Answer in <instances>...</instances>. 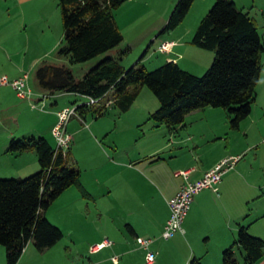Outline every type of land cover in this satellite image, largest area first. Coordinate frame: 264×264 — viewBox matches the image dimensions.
<instances>
[{
    "label": "trees",
    "instance_id": "obj_1",
    "mask_svg": "<svg viewBox=\"0 0 264 264\" xmlns=\"http://www.w3.org/2000/svg\"><path fill=\"white\" fill-rule=\"evenodd\" d=\"M127 0H59L63 41L59 55L71 64H81L117 48L123 41L115 11ZM195 0H179L165 31L175 30L189 14ZM192 44L213 51L212 66L195 76L173 61L154 71L121 64V58H106L81 80L71 69L43 65L37 72L42 90L71 93L105 101L95 106L78 105L83 121L88 114L97 118L115 106L127 113L147 87L160 102L150 120L170 129L185 124L192 112L207 107L222 108L230 114L229 125L238 130L252 113L256 90L263 70L264 46L255 22L232 0H215L200 23ZM128 51L122 53L126 55ZM108 103H111L109 106ZM9 154L35 152L40 170L28 178L0 179V245L7 264H18L29 243L39 252L53 248L63 238L62 230L46 216L50 206L67 189L76 186L83 197L89 194L81 182V170L72 154L57 150L43 137L13 138ZM245 252L246 264L264 256V241L239 225L235 242L222 253V264H240L236 249ZM187 264H203L192 257Z\"/></svg>",
    "mask_w": 264,
    "mask_h": 264
},
{
    "label": "rangeland",
    "instance_id": "obj_2",
    "mask_svg": "<svg viewBox=\"0 0 264 264\" xmlns=\"http://www.w3.org/2000/svg\"><path fill=\"white\" fill-rule=\"evenodd\" d=\"M21 1L22 6L17 4L19 0H0V72H9L12 67L16 70L15 65L19 64L21 67L24 64L26 72L29 73L28 86L34 96L32 101H19L21 105L15 106L14 103L15 105L5 110L2 109L0 112V150H8L13 138L21 139L32 136H44L43 138L56 146L52 135L55 123H52L50 110L56 106L63 109V107L83 105L89 101L87 97L81 95L71 93L52 95L43 91L39 85L37 72L45 64L67 67L71 69L77 80L83 79L93 67L106 58H121V64L127 69L137 66L154 71L168 62L167 54L160 52L158 47L164 40L171 39L181 40L184 45L182 49L185 59L180 62V66L195 76L202 77L212 66L215 58L213 51L204 50L192 44L200 23L214 6L215 0H195L185 20L175 30L165 32V27L179 0H127L115 11V18L123 33L124 41L117 48L81 64H71L67 57L58 53L64 33L59 0ZM232 1L255 22L264 46V0ZM17 14L18 20H20L19 15L24 18L20 29L15 23ZM43 31H49L50 36L58 42V48L51 53H47L40 46L45 37ZM27 39L31 42L28 49H26ZM125 51L128 53L122 55ZM45 53L47 55L43 56ZM36 58L43 59L35 63L33 60ZM262 62L263 70L257 86L252 113L241 123L236 133L230 130L228 110L211 107L209 109L216 111L213 112L214 122L225 138L231 137L234 154L240 156L232 172L236 171L241 174L243 179L239 183L246 190L247 199L242 206V210L246 212V222L243 225L248 227L252 236L264 241V53ZM37 94H41L40 99L42 100L38 103L35 100ZM43 96L46 97L44 101ZM55 102L58 105H55ZM159 108L160 102L156 96L147 87H143L127 113H122L119 108L110 106L102 117L97 118L93 114H88L85 121L74 119L70 124L80 128L88 125V131L94 130L92 123H95L99 129L109 128L110 132L117 127L120 131H130V136L135 138L138 134L136 129L139 131V128L143 129L145 126L156 124L153 120L147 119L149 116L147 111L153 113ZM193 117L195 114L190 116L185 124L190 123ZM36 127L40 131L33 133ZM41 131L45 133L38 135ZM70 132L71 126L68 130V133ZM84 145L85 143L83 145L78 143L75 147L74 141L71 144L72 148L76 149L71 165L75 164L82 174L86 172L85 165L77 164L75 158L82 162L89 160L86 152L91 147L88 153L96 159L89 165L100 160L94 148L90 146L91 144L88 145L87 151L84 150ZM15 159L14 156H7L0 160V179H24L38 172L18 171L19 163L16 164ZM46 216L52 224L62 230L64 238L53 248L44 252H39L32 243H29L27 248L30 246L29 251H33L36 256L33 264H106L105 262L96 263V261L109 257L112 247L105 248L99 254H92L88 241L84 239H89L90 236L84 237L82 234L90 231L93 235L95 228L101 225L116 233L114 230L116 225L128 222L122 212L106 209L103 204L97 208L92 206L88 211L79 204L70 205L63 197L55 200ZM0 249V264H7L5 248L0 245ZM236 257L240 264H246L245 252L242 249H236ZM108 264L112 263L109 261ZM254 264H264V256Z\"/></svg>",
    "mask_w": 264,
    "mask_h": 264
},
{
    "label": "crops",
    "instance_id": "obj_3",
    "mask_svg": "<svg viewBox=\"0 0 264 264\" xmlns=\"http://www.w3.org/2000/svg\"><path fill=\"white\" fill-rule=\"evenodd\" d=\"M17 4L22 6L23 2L19 0ZM19 18L20 20L17 14L15 23L20 29L24 18L20 15ZM48 32L43 31L45 37L40 46L51 53L58 48V42ZM172 42L175 44L172 51L164 54H167V61L180 65L185 59L182 49L184 45L180 39L164 40L162 44ZM30 46L31 42L27 39L26 49ZM42 59L36 58L33 61L37 63ZM14 67L16 70L12 67L9 72H0V77L7 76L12 80L27 73L24 64ZM40 96L41 94H37V103L42 101ZM19 101L24 100L19 99L11 87L6 86L0 90V112L12 105H21ZM55 105L58 103L55 102ZM209 108L192 112L186 118L187 120L195 114L190 123L174 129L158 124L139 128V131L136 129L138 134L135 138L130 136V131H120L117 127L110 132L109 128L99 129L92 123L94 130L88 131V125L80 128L70 124L74 119L69 122L67 131L71 126L69 134L74 136V146L85 143L84 150L87 151L91 144L100 160L89 165L96 159L88 153L91 147L86 152L89 160L82 162L75 158L77 164L85 165L86 172L81 173V182L88 197H83L76 186L67 189L60 197L70 205L76 203L88 211L92 206L97 208L103 204L106 209L122 212L128 221L116 225V233L101 225L94 227L93 235L90 231L82 234L84 237L90 236L89 239L84 238L90 248L105 241H114L110 246V256L101 258L96 263L108 264L110 261L116 264L113 258L117 257V264H145L148 251L138 244L137 238L141 237L153 240L150 249L157 254L154 264H187L192 257L199 258L203 264H222L223 251L234 244L239 225L246 222V212L242 210L247 199L246 190L240 186L239 182L243 178L236 171L226 173L215 190H203L194 198L183 223L184 234L176 233L170 240L161 237L170 216L168 201L178 194L184 184V179L176 177L175 173L191 171L189 181L196 182L223 159L240 157L234 154L231 137L225 138L214 122L213 112L216 111ZM60 110L62 107L56 106L49 112L54 126ZM147 114V119L150 120L152 112L147 111ZM230 130L232 133L237 131ZM36 131H40L39 128L36 127L33 133ZM38 133L43 135L45 132ZM52 146L56 148L57 144ZM7 151L0 150V160L14 156L16 164L19 163L18 171H39L35 152L9 154ZM70 152L73 157L76 149L71 146ZM29 250L30 246L25 249L18 264H33L36 256Z\"/></svg>",
    "mask_w": 264,
    "mask_h": 264
},
{
    "label": "built area",
    "instance_id": "obj_4",
    "mask_svg": "<svg viewBox=\"0 0 264 264\" xmlns=\"http://www.w3.org/2000/svg\"><path fill=\"white\" fill-rule=\"evenodd\" d=\"M174 42L163 43L158 47V50L162 53H169L174 47ZM29 74L24 73L16 79H9L7 76L0 77V90L3 87L9 86L15 92L21 100H33V93L28 86ZM46 99L43 96V101ZM106 97L102 101H105ZM101 99L89 98L88 105L95 106L101 104ZM111 103H108L109 106ZM77 106L65 107L57 113V123L52 129V135L56 141L57 150H62L65 153L71 149L73 137L67 131V125L72 119H78L82 121V118L77 110ZM264 141V139H263ZM240 157L225 158L218 163L213 169L206 172L203 178L196 182H190L189 176L191 171H178L175 173L176 177H182L184 184L182 185L178 194L168 201L170 209V216L164 230L162 232V238L164 240L172 239L176 233L184 234L183 223L187 216V213L194 201V198L200 194L203 190H215L216 186L222 182L223 176L229 171L233 170L235 165L239 162ZM138 244L146 249L147 255L145 258V264H154L156 262L157 254L150 249L153 240L138 237ZM112 242L105 241L101 244L94 245L90 248L92 254L98 253L101 250L112 246ZM114 263H118V258H113Z\"/></svg>",
    "mask_w": 264,
    "mask_h": 264
}]
</instances>
